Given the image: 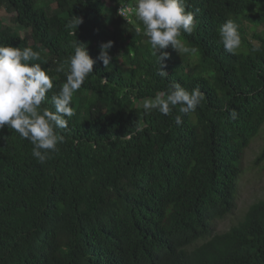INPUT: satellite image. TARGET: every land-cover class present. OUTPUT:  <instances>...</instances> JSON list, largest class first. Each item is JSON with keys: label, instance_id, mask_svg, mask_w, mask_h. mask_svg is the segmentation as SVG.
Instances as JSON below:
<instances>
[{"label": "trees", "instance_id": "trees-1", "mask_svg": "<svg viewBox=\"0 0 264 264\" xmlns=\"http://www.w3.org/2000/svg\"><path fill=\"white\" fill-rule=\"evenodd\" d=\"M121 3L0 0L11 16L0 18V44L40 53L30 63L53 79L48 97L66 82L71 42L97 60L73 94L75 115L57 129L64 142L45 163L30 141L0 130V264H264V198L216 230L235 213L245 153L264 135V0H186L198 23L180 38L197 52L165 49L166 79L137 0ZM73 15L83 18L76 36L66 28ZM228 20L241 39L235 54L220 43ZM107 41L114 44L106 69L97 58ZM175 83L204 96L181 114L182 125L174 120L179 106L171 115L138 106ZM138 120L144 132L126 139ZM256 162H264V144Z\"/></svg>", "mask_w": 264, "mask_h": 264}, {"label": "clouds", "instance_id": "clouds-1", "mask_svg": "<svg viewBox=\"0 0 264 264\" xmlns=\"http://www.w3.org/2000/svg\"><path fill=\"white\" fill-rule=\"evenodd\" d=\"M123 7L121 3L119 14L125 17ZM186 9V0H137L135 5V15L144 26L143 35L148 37L152 55L159 66L157 75L161 78L168 76L165 62L170 53L165 49L169 46L182 57L197 52L196 48L187 46L180 38L182 33L191 34L198 23L195 13ZM82 23V17L73 15L66 28L76 36ZM136 34H141V28H136ZM219 36L224 50L235 54L241 44L237 25L232 20L226 21L219 29ZM113 44V41H107L100 45L97 59L106 69L111 64L108 50ZM71 46L73 53L67 62L66 82L58 94L48 97L47 93L53 88V79L40 63H30L40 60V53L30 47L21 49L0 44V130L7 126L22 139L30 141L33 145L32 155L41 164L47 161L50 152L58 149V144L64 142L57 129L68 127V118L75 115L71 106L73 94L93 74L97 62L90 56L87 45L78 39L71 42ZM57 71L64 72L65 66L60 65ZM203 99L199 88L189 92L175 83L170 85L167 92H157L154 98L145 99L142 106L146 112L157 110L162 115H171L179 106V114L175 115L174 120L177 125H182L181 114L195 112ZM46 105H51V109ZM230 118H237L235 110ZM145 127L138 120L134 123V132L131 135L126 133L124 137L131 139L136 133H143Z\"/></svg>", "mask_w": 264, "mask_h": 264}, {"label": "rangeland", "instance_id": "rangeland-1", "mask_svg": "<svg viewBox=\"0 0 264 264\" xmlns=\"http://www.w3.org/2000/svg\"><path fill=\"white\" fill-rule=\"evenodd\" d=\"M0 18L4 23H9L11 20V16L4 9L0 10ZM143 102L138 103V106H142ZM263 144L264 135H261L247 149L243 160L244 172L236 198L235 213L217 222L216 229L219 232L227 231L232 225L238 223L256 201L264 198V162L260 164L256 162Z\"/></svg>", "mask_w": 264, "mask_h": 264}, {"label": "built area", "instance_id": "built-area-1", "mask_svg": "<svg viewBox=\"0 0 264 264\" xmlns=\"http://www.w3.org/2000/svg\"><path fill=\"white\" fill-rule=\"evenodd\" d=\"M128 10H130L129 12H132L133 11V9L131 7H128ZM122 11H125V8L124 7L122 8Z\"/></svg>", "mask_w": 264, "mask_h": 264}]
</instances>
